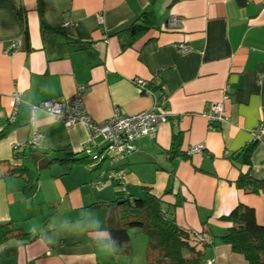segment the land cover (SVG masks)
<instances>
[{
	"label": "crops",
	"instance_id": "crops-1",
	"mask_svg": "<svg viewBox=\"0 0 264 264\" xmlns=\"http://www.w3.org/2000/svg\"><path fill=\"white\" fill-rule=\"evenodd\" d=\"M146 11L151 28L122 47L124 29ZM224 87L226 119L211 125L205 113ZM15 92L17 118L8 122ZM76 93L95 122L115 108L130 115L159 105L166 120L117 165L126 192L154 194L169 218L199 234L207 243L200 264H249L221 240L230 225L222 217L241 203L264 220V194L235 184L240 173L264 180V135L254 140L264 126V0H0V224L15 228L0 240V264H148L146 243L136 250L130 239V252L119 253L110 242L107 203L120 186L92 185L98 169L81 160L86 126L30 108ZM34 132L37 147L27 144ZM197 144L202 151L188 154ZM103 145L95 137L91 153ZM66 155L79 161L45 165Z\"/></svg>",
	"mask_w": 264,
	"mask_h": 264
},
{
	"label": "trees",
	"instance_id": "trees-1",
	"mask_svg": "<svg viewBox=\"0 0 264 264\" xmlns=\"http://www.w3.org/2000/svg\"><path fill=\"white\" fill-rule=\"evenodd\" d=\"M37 1L41 3V0ZM152 18L153 13L146 11L131 22L124 29L129 36V42L122 47L129 46L142 37L151 28ZM41 28H45L43 23ZM179 139V136H173L172 155L177 152ZM249 147L242 153V162H249ZM85 155L81 160L91 166V157ZM75 161L79 160L66 155L62 159H47L45 165ZM93 183L92 181V185ZM235 184L246 192L264 194V180L253 178L249 173H240ZM107 204L109 211L107 228L110 242L117 252H130L128 229L136 228L147 237L148 264H200L207 243L199 234L177 225L173 218H169L159 197L147 193L144 198H136L129 195L126 190L122 191L120 187L115 198ZM222 219L230 225L221 236V240L229 244L233 251L242 254L249 264H264V220L261 223L257 222L254 209L239 203ZM14 230L9 222L0 224V240L12 234Z\"/></svg>",
	"mask_w": 264,
	"mask_h": 264
},
{
	"label": "built area",
	"instance_id": "built-area-1",
	"mask_svg": "<svg viewBox=\"0 0 264 264\" xmlns=\"http://www.w3.org/2000/svg\"><path fill=\"white\" fill-rule=\"evenodd\" d=\"M169 24L175 26L178 24V20L173 17ZM62 26L71 27L72 23L66 21ZM17 46L16 42H12L5 52L9 53L17 48ZM178 46L183 51L189 49L184 44H179ZM133 82L141 93L153 95V90L149 87V81L146 79L134 77ZM82 90L83 87L79 86L78 91ZM226 90V87H224L221 101L213 102L205 113V117L211 125L226 119L224 115V101L228 98ZM20 100V94L18 92L13 93L8 122L16 120ZM159 100L160 103L166 100L164 90ZM30 108L32 111H44L55 120L63 122L66 127H71L76 123H83L86 126L89 138L88 142L82 146V151L91 157V166L98 169V176L93 181V184L99 186L104 181H111L119 184L122 191H125V176L122 170L117 168L118 163L136 151L135 143L138 139L149 134H154L158 124L164 122L167 116L165 112L160 110L159 105L130 115L123 114L119 109L115 108L111 117L102 122H95L83 107L79 93L68 98L46 99L30 105ZM261 135H264V126L262 125L254 131V140L258 139ZM97 136L103 138L104 145L99 152L92 154L91 145ZM39 139L40 133L34 132L27 144L31 147H37ZM13 148L14 150L18 149V145H14ZM203 148V144L194 145L188 150V154L199 153ZM105 160L108 161L107 167L103 166Z\"/></svg>",
	"mask_w": 264,
	"mask_h": 264
},
{
	"label": "rangeland",
	"instance_id": "rangeland-1",
	"mask_svg": "<svg viewBox=\"0 0 264 264\" xmlns=\"http://www.w3.org/2000/svg\"><path fill=\"white\" fill-rule=\"evenodd\" d=\"M103 166L104 167L108 166V161L107 160H105V162L103 163ZM108 182L109 181H107L106 183H108ZM128 234H129L130 239L132 241V245L135 246L136 250L140 249L141 246L143 248L145 243H147L146 235L143 232L138 231L136 228H129L128 229ZM133 240H135L134 243H133ZM140 241H141V244L139 243Z\"/></svg>",
	"mask_w": 264,
	"mask_h": 264
},
{
	"label": "bare ground",
	"instance_id": "bare-ground-1",
	"mask_svg": "<svg viewBox=\"0 0 264 264\" xmlns=\"http://www.w3.org/2000/svg\"><path fill=\"white\" fill-rule=\"evenodd\" d=\"M102 138V137H101Z\"/></svg>",
	"mask_w": 264,
	"mask_h": 264
}]
</instances>
